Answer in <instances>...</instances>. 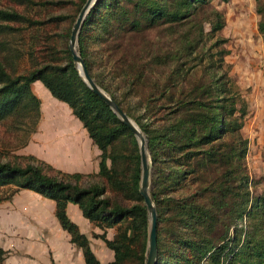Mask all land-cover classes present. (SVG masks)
Here are the masks:
<instances>
[{"label": "rangeland", "instance_id": "374dc122", "mask_svg": "<svg viewBox=\"0 0 264 264\" xmlns=\"http://www.w3.org/2000/svg\"><path fill=\"white\" fill-rule=\"evenodd\" d=\"M85 1L0 0L1 10L19 16L0 20V71L14 78L45 64H64L68 59L72 26ZM259 2L263 6L264 0ZM176 6L173 0H102L81 31L83 21L78 33L82 47L77 40L76 50L79 54L80 50L83 52L91 73L101 83L96 84L111 98L112 93L115 95L122 110L146 139L148 193L159 218L156 233L161 258L174 264H216L208 258L209 254L201 255L203 243L229 245L236 230L240 247L246 231L258 229V235L264 233V218L258 214L251 221L246 215L250 208L247 200L249 203L264 195V37L258 31L261 16L256 11V0H210L179 21H171L166 15L157 18L151 13L155 7L173 12ZM216 21L221 25L213 29ZM217 81H228L230 94L237 95L245 104L238 132H227L212 144L192 146L189 150L158 144L153 161L146 132L165 127L187 114L212 113L213 100L218 94ZM30 88L34 94L32 84ZM192 96L201 105L189 103ZM43 101L48 103L45 98ZM177 101L186 103L176 107ZM27 104L0 119V163L20 167L33 164L47 176L78 182L83 187L99 186L103 190L100 198H106L110 206L144 205L143 197L140 192L142 200L137 197L132 185L139 165L141 178L139 143L132 132L133 136L119 137L108 149L113 158L107 157L106 164L114 176L113 182L96 173L66 178L35 156L34 133L42 101L38 105L31 101ZM175 108L178 111H172ZM229 118L226 116V120ZM186 142L179 140L178 144ZM239 142L244 147V157L239 160L231 157L202 168L200 155L193 153L204 152L211 146L222 150L226 144L238 146ZM206 186L213 190L205 189ZM219 188L228 189L225 191L228 205L222 209L210 204L213 198L220 200ZM18 190L11 183L0 186V213ZM187 197L198 206L210 207V218L204 222L193 219L190 224L179 221L174 203H182ZM33 205L30 202L26 207L14 206L8 211L12 215L18 210L21 218L12 222L8 218V229L0 230V264H55L50 250L51 246L55 251L59 249L54 246L55 225L34 219ZM236 210L242 214L239 223ZM147 215L146 229L131 228L133 218L129 217L111 227L91 223L89 245L101 264H137L142 254L145 264L150 227L148 211ZM28 233L34 238L39 236L37 241H25L30 238ZM103 234L108 240L123 234L132 238L131 242L126 241L130 246L127 257L112 263L114 252L100 238ZM40 237L47 242V249ZM6 242L8 246L4 248ZM59 247L63 252L64 248ZM224 258L221 257L219 264H225Z\"/></svg>", "mask_w": 264, "mask_h": 264}, {"label": "trees", "instance_id": "16d2710c", "mask_svg": "<svg viewBox=\"0 0 264 264\" xmlns=\"http://www.w3.org/2000/svg\"><path fill=\"white\" fill-rule=\"evenodd\" d=\"M220 1L228 2L229 0ZM256 1V11L261 16L258 22V31L264 37V4L261 6L259 0ZM101 2L102 0H96L84 20L81 31H83L85 28L84 26L89 23L97 6ZM173 2L177 5V9L175 7L173 12H164V10L155 7L151 9L152 15L157 18H160L161 15H166L171 21H179L185 18L192 9H196L200 7V5L209 4L210 0H173ZM17 17L19 16L15 13L0 9V20L2 21L13 20ZM220 25V22L216 21L213 29L220 27ZM78 40L81 48V34H79ZM67 53L68 59L64 64H45L33 69L27 74L18 75L14 78H11L6 72L1 70L0 119L17 111V109L21 107H27V101H31L35 105H38L40 101L31 93L30 86L34 81H40L53 97L66 103L71 109L72 114L81 121L89 137L92 139V142L99 150L98 171L96 174L113 182L114 176L106 164L107 157L113 158L108 154V149L119 137L133 135L130 129L116 116L111 108L83 82L78 75L77 67L72 61L69 49H67ZM80 55L84 60L89 75L96 83L101 85L99 80L91 73L89 63L81 50ZM216 85L218 94L213 100L212 113L207 112L205 115L202 114V116L198 114H187L184 118L176 119L165 127L146 132L148 149L152 155L153 161L156 160V145L158 144L163 143L164 146L189 150L192 146L196 147L212 144L227 132H238L237 130L240 129L243 116L245 115V104H243L242 100H240L237 95L230 94V89L227 88L228 81L225 83L217 81ZM226 93L227 96H225ZM111 96L120 107L119 101L116 99L115 95L112 93ZM185 103L177 101L174 105L177 107ZM189 103L201 105L196 96H192ZM172 111L178 110L175 108V110ZM226 116L230 117L229 120H226ZM196 125L202 128V132H200V128ZM179 140L187 142L178 144ZM190 140H192V143ZM226 145L227 147H224L222 150L211 146L204 152L196 150V152L193 153L200 155L199 161L202 168L207 167L212 162L226 161L227 159H231V157L232 160L235 157H237L238 160L244 157V154H242L244 153L242 142H239L238 146L236 144L233 146ZM135 158L137 164H139V156L136 155ZM41 163L48 165L42 161ZM62 175L66 178H81V176H83L78 173H62ZM8 183L15 184L19 190L29 189L46 198L54 200L56 205V218L61 228L69 233L70 241L82 250L85 264H101V262L91 250L88 237L81 233L78 226L68 217L66 212L67 203L71 202L77 204L86 219L94 225L101 227L103 223L107 227H111L127 217L133 218L131 228L134 230L136 228L141 229L142 227L146 229L148 224V215L143 204H134L130 207L110 206L106 198H100L103 194L101 187L96 185L83 187L80 186L78 182L47 176L37 165L27 164L24 167H20L8 162L0 163V186ZM139 184L140 165L136 168L132 185L137 197L142 200L139 195ZM210 184H212V182H210ZM246 184L247 180H245V185ZM207 187L208 186H206L205 189H212ZM227 190V188L217 189L220 200L215 201L213 198L210 203L212 207L216 205L219 209H222L225 205H228L225 201V191ZM182 200V203H178V201L174 203L179 221L190 224L193 219L204 222L210 218L212 214L210 207L205 204L198 206L188 197ZM247 204L250 205L246 214L248 219L253 221L258 214L259 218H264V195L257 196L249 201V203L247 200ZM236 212L238 222V220H241L242 214L238 210H236ZM210 226L211 225H209V227ZM252 230L253 229L246 231L240 247L238 246L240 237L237 236V231L235 230V235L229 245L227 243L217 246L213 243L206 246L207 244L203 243L201 255L206 256L209 254L208 258L216 262V264L220 263L222 256L225 257V264H264V233L262 232L261 235H258V229L255 231ZM100 238H102L105 245L114 252L112 263L120 262L127 257L130 246L126 244V241L131 242L132 238L128 239L126 234L122 236L118 235L113 240H108L104 234L101 235ZM189 247H193V245L190 244ZM237 247L238 249L235 250ZM156 248V264H174L172 261H165L163 257L161 258L160 251L158 250L157 233ZM137 264H144L143 254L140 256Z\"/></svg>", "mask_w": 264, "mask_h": 264}, {"label": "crops", "instance_id": "0c3cea01", "mask_svg": "<svg viewBox=\"0 0 264 264\" xmlns=\"http://www.w3.org/2000/svg\"><path fill=\"white\" fill-rule=\"evenodd\" d=\"M32 89L34 95L42 101L40 120L34 133L35 156L61 173H78L82 175L96 173L98 171L99 150L92 142L81 121L72 114L71 109L66 103L58 99L55 100V97L50 96L51 93L39 81L32 83ZM43 98L48 103H45ZM23 197H26L25 199L30 197L31 199L25 200ZM30 202L35 203L33 205L34 209L31 212L34 214L32 216L34 219H39L42 223L52 222L55 225L56 240L54 246L59 249L55 251L54 247H50V250L53 252L52 258L54 263L61 264L60 260H62L65 264H85L82 250L70 241V235L61 228L56 218L54 200L46 198L32 190L20 189L12 196L11 200H8L4 204L2 209L4 212L0 213V230L8 229V226H6L8 218L11 219V222L13 219L21 218L18 210L12 215L8 211L14 208V206L19 208L26 207ZM66 212L68 217L78 226L80 232L88 237L93 231L92 224L83 216L78 205L71 202L67 203ZM28 216L30 217V215ZM33 218L29 219L33 221ZM29 235V240H25L27 242H36L39 237L34 238L33 234ZM39 240L44 242L43 246L47 249L46 246L48 244L45 242V239L41 238ZM2 242L4 243V239H2ZM5 245L4 248L8 246V242ZM9 246H11L10 242ZM14 246L17 245L15 244ZM59 246L64 248L63 252L60 251ZM92 250L97 256L93 247Z\"/></svg>", "mask_w": 264, "mask_h": 264}, {"label": "water", "instance_id": "95a60500", "mask_svg": "<svg viewBox=\"0 0 264 264\" xmlns=\"http://www.w3.org/2000/svg\"><path fill=\"white\" fill-rule=\"evenodd\" d=\"M96 0H86L83 4L78 16L72 26L69 49L72 54V60L77 67L80 76L87 86L98 95L119 117V119L130 129V131L137 137L139 143V155L141 163V178H140V189L139 192L143 197L145 208L147 209L150 216V227L148 234V254L145 264H155L156 263V232H157V218L156 211L153 201L148 193L149 184V164H148V153L146 139L143 133L140 131L139 127L134 121H132L129 116L118 106V104L106 94L89 75L84 60L76 50V44L78 40V33L80 27L84 21V18L90 8L93 6Z\"/></svg>", "mask_w": 264, "mask_h": 264}]
</instances>
